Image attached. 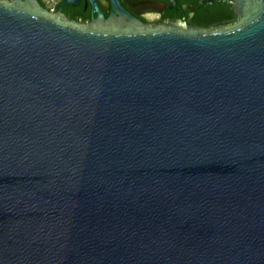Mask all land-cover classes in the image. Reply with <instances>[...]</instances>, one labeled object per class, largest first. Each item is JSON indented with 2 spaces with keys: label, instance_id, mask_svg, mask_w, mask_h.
Here are the masks:
<instances>
[{
  "label": "water",
  "instance_id": "1",
  "mask_svg": "<svg viewBox=\"0 0 264 264\" xmlns=\"http://www.w3.org/2000/svg\"><path fill=\"white\" fill-rule=\"evenodd\" d=\"M90 2L0 1V264H264V0H199L215 27Z\"/></svg>",
  "mask_w": 264,
  "mask_h": 264
},
{
  "label": "flooded vegetation",
  "instance_id": "2",
  "mask_svg": "<svg viewBox=\"0 0 264 264\" xmlns=\"http://www.w3.org/2000/svg\"><path fill=\"white\" fill-rule=\"evenodd\" d=\"M37 1L50 14L63 16L80 25H89L98 16V12L94 10L90 0H79L76 5H64V0H52L53 4L45 0ZM118 2L124 11L148 26H168L181 21L189 25L215 27L232 22L235 18L230 10L231 4L228 6L224 3L222 7V4L219 3L223 2L206 6L201 5L199 0H118ZM96 3L107 20L112 11L110 0H96ZM220 5L221 7L218 8ZM229 13L232 14V18L226 19ZM221 19L223 21L215 22Z\"/></svg>",
  "mask_w": 264,
  "mask_h": 264
},
{
  "label": "trees",
  "instance_id": "3",
  "mask_svg": "<svg viewBox=\"0 0 264 264\" xmlns=\"http://www.w3.org/2000/svg\"><path fill=\"white\" fill-rule=\"evenodd\" d=\"M219 4H222V7L224 6V3H219ZM219 7H221V5L218 6V8H219ZM218 8H217V9H218ZM224 18H225V17H224ZM230 18H232V14H231V13H229V14L226 16V19H230ZM222 19H223V17H222ZM222 19H221V20H216V21L213 20V21H215V22H220V21H223ZM199 23H201V22H199ZM205 25H206V24H205Z\"/></svg>",
  "mask_w": 264,
  "mask_h": 264
},
{
  "label": "rangeland",
  "instance_id": "4",
  "mask_svg": "<svg viewBox=\"0 0 264 264\" xmlns=\"http://www.w3.org/2000/svg\"><path fill=\"white\" fill-rule=\"evenodd\" d=\"M10 1H11V0H10ZM45 1H47V2H49V3L51 2V4H53V1H52V0H45Z\"/></svg>",
  "mask_w": 264,
  "mask_h": 264
}]
</instances>
